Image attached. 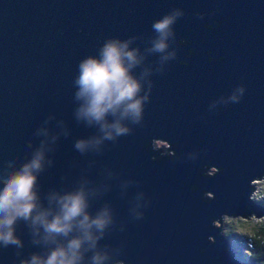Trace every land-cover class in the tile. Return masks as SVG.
Listing matches in <instances>:
<instances>
[{
    "label": "water",
    "instance_id": "95a60500",
    "mask_svg": "<svg viewBox=\"0 0 264 264\" xmlns=\"http://www.w3.org/2000/svg\"><path fill=\"white\" fill-rule=\"evenodd\" d=\"M172 12L166 53L175 56L161 60L148 51L152 23ZM110 38L139 48L133 72L148 69L149 100L140 124L125 121L130 134L81 154L75 141L102 133L76 119L79 64ZM42 145V200L83 186L93 216L109 210L102 264H253L223 226L264 217L252 198L264 178V0H0V176ZM15 227L23 246L0 244V264L55 246L34 244L25 222Z\"/></svg>",
    "mask_w": 264,
    "mask_h": 264
},
{
    "label": "clouds",
    "instance_id": "9594fccd",
    "mask_svg": "<svg viewBox=\"0 0 264 264\" xmlns=\"http://www.w3.org/2000/svg\"><path fill=\"white\" fill-rule=\"evenodd\" d=\"M179 15V12L165 14L152 23L157 35L148 51L166 53L168 38L175 35L172 26ZM131 42V39L110 38L99 49L98 57L89 56L79 64L75 98L81 103L76 109V119L89 126L97 125L102 133L87 140H76L74 148L81 154L105 140L115 141L130 134L132 129L126 120L137 125L143 120L149 96L141 95V80L148 75V69H144L139 78L134 74L133 70L142 64L144 57L139 54V48H129ZM174 56L175 52L166 53L161 60ZM244 91L243 86L238 88L241 96ZM231 99L239 102L240 97L234 94ZM44 161L42 145L18 169L6 172V178L0 176V244L23 246L15 227L22 221L29 227L34 244L55 246L46 256L34 253L21 264H83L88 252H92V264H102L109 257L96 249L105 229L112 223L109 210L105 207L93 216L83 186L63 193L49 192L46 202L42 200L38 174L44 171ZM51 163L49 160L48 164ZM115 264H124V261L117 260Z\"/></svg>",
    "mask_w": 264,
    "mask_h": 264
},
{
    "label": "rangeland",
    "instance_id": "374dc122",
    "mask_svg": "<svg viewBox=\"0 0 264 264\" xmlns=\"http://www.w3.org/2000/svg\"><path fill=\"white\" fill-rule=\"evenodd\" d=\"M158 147L168 146L167 143L158 141ZM214 171H210L212 174ZM255 190L252 194V198L258 202L264 203V178L260 180H255L254 182ZM264 223V217H252L250 220L236 217H225L223 233L232 240L233 245L237 251V255L245 262L253 263L249 260V244L246 236L252 233L260 224ZM220 226V223H216Z\"/></svg>",
    "mask_w": 264,
    "mask_h": 264
},
{
    "label": "trees",
    "instance_id": "16d2710c",
    "mask_svg": "<svg viewBox=\"0 0 264 264\" xmlns=\"http://www.w3.org/2000/svg\"><path fill=\"white\" fill-rule=\"evenodd\" d=\"M249 244V260L255 264H264V223L246 236Z\"/></svg>",
    "mask_w": 264,
    "mask_h": 264
},
{
    "label": "bare ground",
    "instance_id": "6f19581e",
    "mask_svg": "<svg viewBox=\"0 0 264 264\" xmlns=\"http://www.w3.org/2000/svg\"><path fill=\"white\" fill-rule=\"evenodd\" d=\"M161 142H164V143H166L165 141H161Z\"/></svg>",
    "mask_w": 264,
    "mask_h": 264
}]
</instances>
